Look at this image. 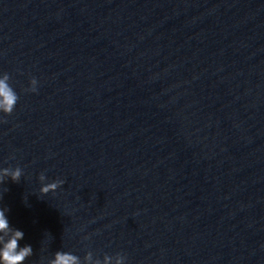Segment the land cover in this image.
<instances>
[{"label": "clouds", "instance_id": "9594fccd", "mask_svg": "<svg viewBox=\"0 0 264 264\" xmlns=\"http://www.w3.org/2000/svg\"><path fill=\"white\" fill-rule=\"evenodd\" d=\"M10 76L5 73L0 76V114L9 116L13 113L18 102V95L11 87ZM38 81L35 77L30 80V87L26 89L29 92H37ZM0 122H6L0 117ZM23 175V169L19 166L15 168H0V183H4L6 178H10L12 182L18 183ZM41 182L40 193L46 195L50 192H56L58 188L64 185L63 179L57 178L52 182H46L47 177L42 172L39 177ZM7 208L0 207V264H24L25 260L33 255L31 245L20 246V241L24 238L23 231L10 226L6 216ZM116 264H125L126 256L120 253L116 254ZM112 257L104 255L103 259H97L95 264H111ZM84 261L90 264L92 261L91 253H86ZM49 264H81V258L73 253L57 251L54 258Z\"/></svg>", "mask_w": 264, "mask_h": 264}]
</instances>
